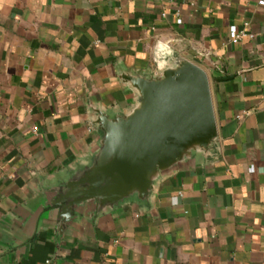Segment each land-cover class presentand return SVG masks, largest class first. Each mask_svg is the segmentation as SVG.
Returning a JSON list of instances; mask_svg holds the SVG:
<instances>
[{"label": "crops", "instance_id": "obj_1", "mask_svg": "<svg viewBox=\"0 0 264 264\" xmlns=\"http://www.w3.org/2000/svg\"><path fill=\"white\" fill-rule=\"evenodd\" d=\"M184 61L216 135L73 203L112 159L103 118ZM0 264H264V0H0Z\"/></svg>", "mask_w": 264, "mask_h": 264}, {"label": "water", "instance_id": "obj_2", "mask_svg": "<svg viewBox=\"0 0 264 264\" xmlns=\"http://www.w3.org/2000/svg\"><path fill=\"white\" fill-rule=\"evenodd\" d=\"M136 83L143 104L126 118H103L106 152L112 159L84 177L73 203L100 195L116 199L132 186L146 189L153 168L174 160L188 144H206L216 135L211 78L200 64L184 61L167 68L159 79L140 78Z\"/></svg>", "mask_w": 264, "mask_h": 264}, {"label": "built area", "instance_id": "obj_3", "mask_svg": "<svg viewBox=\"0 0 264 264\" xmlns=\"http://www.w3.org/2000/svg\"><path fill=\"white\" fill-rule=\"evenodd\" d=\"M245 24H247V22H245ZM230 31L233 40L241 39L246 35H253L252 33L247 32L245 28L239 29L235 24L230 26Z\"/></svg>", "mask_w": 264, "mask_h": 264}]
</instances>
